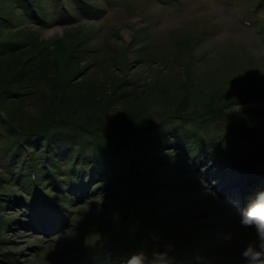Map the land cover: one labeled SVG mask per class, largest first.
Returning <instances> with one entry per match:
<instances>
[{"label":"rangeland","instance_id":"1","mask_svg":"<svg viewBox=\"0 0 264 264\" xmlns=\"http://www.w3.org/2000/svg\"><path fill=\"white\" fill-rule=\"evenodd\" d=\"M38 1L45 2L44 8L48 13L49 11L52 14L56 12L55 7H53V0ZM92 1L101 5V12H103L98 19H94L84 28L77 27L84 32L87 30L85 34H87L86 39H88V42L85 41L84 45L89 51L86 55H81V59L77 57L73 60V71L70 73V78H73L74 73L78 71L89 69L82 73L81 79H77L78 85L92 81L105 83V81L109 82L111 79H121V76L131 80V83H128L123 90H110V93L116 91L119 95L125 96H120L123 101L126 97L130 98V101H135V97L139 96L135 102L128 103L132 104L131 112L125 110L126 115L120 122V117L115 116V118H112V123H117L118 128L124 124L143 130L142 126L145 122L147 126H150L153 123L166 120L169 115L170 117L173 115L175 109L179 111L178 108L182 103L185 105L184 108L201 110L202 106L198 102L205 98V94L207 96V94L216 90L217 93L223 91L221 94H225L224 92H229V95L236 94L235 96L241 94L239 102L234 103V105L226 104V99L219 98L216 100V105L221 107L222 114H225L222 118L224 116L230 118V120L236 118L237 120L234 121L238 122L237 127H241V120L244 122L252 117L248 112L250 111L253 112V116H259L261 131L264 130V44L260 41L262 37L258 36L248 25L238 20L240 12H246L245 14L254 12L252 4L248 3V0H185V7L182 11L161 7L154 0H131L133 7L128 11L115 6L114 3L111 4L112 0ZM113 1L121 3L120 0ZM12 2H16V0L4 1L5 4H11ZM1 5L3 4L1 3ZM67 5L68 8L61 11V17L59 13L57 15L53 14V19L49 25L35 19H32V22L29 20L31 24L19 18L15 19L14 26L8 31L1 32L0 41L14 38L17 29H31L29 30L30 33L31 31L36 33L34 38L37 37L50 43L55 41L54 39L60 38L62 40L61 45L71 49V46L76 45L75 43H77L81 34L77 36L76 33H80L77 32L78 29L70 28L68 24L81 22V20H66L68 9L79 10L75 1H67ZM257 8V11L255 10L257 16L264 19L263 3ZM90 16L93 15L83 14L81 18L84 20L82 22H87V19H91ZM21 17L25 19L23 16ZM60 18L65 21L60 23ZM261 23L259 26H261ZM29 25L34 29L28 28ZM205 31L215 33H210L208 36L202 35ZM26 38H28V35L23 36L22 43L26 42ZM133 38H136V40L132 41ZM178 38L191 39L192 49L186 41L184 44L178 41ZM198 38L200 40L196 42ZM14 43H17V41H14ZM109 45L111 49L109 48L108 51ZM112 52L119 59L128 57L130 64L127 66V72L120 67V64L117 65L118 62L110 58ZM146 58L148 60L156 58L158 63H149L150 61H145ZM83 78L85 80L82 82ZM124 90L126 91L122 94ZM175 90H184L179 98L181 101L172 105L169 109L170 113L165 115L164 111L169 108L171 102L169 100L166 103V99H172L168 92L172 93ZM159 94L166 95L159 98ZM78 97L81 99V95ZM116 97L115 99H117ZM80 99L74 100L71 97L63 102L61 98L60 117H76L69 114V110L78 103L81 105L79 106L81 111L78 116L84 118L87 113H90L89 110L96 109L99 104L95 100L90 101V99L85 98L83 101L90 102L86 109L83 108ZM122 100L116 101L120 106L113 110L112 116L126 108L124 106L125 101L120 103ZM234 113L235 115H233ZM187 120L190 121L189 118ZM174 121L176 119H172V122ZM253 121L257 122V120ZM206 126L210 128H203V133L215 135L216 132H219L221 136L224 135L219 123L209 122ZM133 128H129L128 138L126 139L129 141L130 146L141 147L140 151L132 152L131 155L138 162L136 165L137 172L134 173L130 172L133 165L127 151L130 146L127 145L125 140L124 142L122 140L115 141L114 139L118 135L115 132H111L107 136V140L115 143L110 146L118 150L119 156L116 157V164L112 168L113 171H116L114 174H110L111 177L115 178L113 185L102 190L107 193L105 199H99L97 193L92 194L94 185L86 188L79 184V187L75 190L76 194L65 183L60 188L61 192L58 189H53L54 195H59V197L57 196L59 199L68 201L72 207L77 209L71 211V216L68 217L66 222L56 220L53 223H48L46 220L41 219L45 224L47 222L48 225L51 224L54 227H59L62 223L63 227L61 229L46 234L29 228L27 226L29 223H37L35 213L32 215V211H26L25 206L19 205L17 202L6 203L7 198L4 195L0 196V205H5V207H2L3 215L11 218L9 222H0V229H2L0 231V264H11L9 262L11 258L14 264H66L61 254L74 250V246L71 247L69 240L71 237H83L78 234L82 226H76L78 220L75 215L79 213L83 223H86L88 216L91 217L92 221L89 223L92 226L96 222L105 223L106 221L110 227L115 225L116 221L124 215V210L118 205L113 211L117 219L112 222L110 221V206L118 203L123 197L124 191L129 187L131 188V186L134 188L133 192H142L141 195L136 196L139 199L140 206L155 205V215L157 214L160 220L169 224L167 234L176 239L175 251L172 253L176 259V264H183V249L187 248L189 237L208 240L213 244L215 250L206 252L202 247L193 246V252H189L188 256L184 257L186 264H221L222 262H224L223 264H246L241 252L247 243L242 242L255 240V233L251 228L240 226L239 218L235 214L231 203L232 201H238L241 207L245 205L240 185L232 187L231 190L228 189V193L221 189L227 180L228 184L235 180L241 184L242 181L237 180L238 177L235 172L233 173L235 175L233 180L226 174L219 188L217 183L221 182V179L212 178L210 170L215 168L214 173H218V170H221V165L224 164V160H227L225 164L228 166L234 165L246 168L249 178L246 190H249L251 185L250 172L261 179L263 178L264 181L262 161L264 143L259 145L257 140L246 133L229 132L227 133L226 144L224 139L221 157H216L218 156V153H216L214 155L215 161L203 159V161L197 160L194 163L187 158L183 151H176L177 149L163 147L162 150L164 151L162 153L148 150L144 142H139L140 138L137 137L138 134L144 133V130L138 132L135 129V132H133ZM66 131L74 132V135L76 132L72 129ZM8 132L5 127L0 126V133L7 135ZM146 133L148 134L147 137L157 136L156 132L149 129ZM103 134L108 135L107 132H103ZM0 143H2L1 140ZM165 153H170L173 157L176 153H179L182 161L178 164L167 165L164 163L166 166L163 168L153 166L152 161L157 156H162V158L168 160L170 156L165 155ZM5 160L0 153V166L4 164ZM64 171L59 174L61 180L65 182L66 173ZM1 173H4V171L0 167ZM139 173L152 176L156 182L189 181L190 187L186 189L190 194L179 192L175 189V186L168 187L167 184H164V187L151 188L145 186L144 189H141L143 187H139L137 182L130 177V175L137 176ZM3 175L4 181L0 184L3 186L10 184L8 189L15 191L18 196H23L24 194L21 193L22 187H16L15 176L5 173ZM245 177L246 175H243L242 178ZM100 180L97 179L96 181ZM234 188L235 190H233ZM257 189L261 188L258 187ZM78 192L80 193L78 194ZM254 195L255 192L250 197ZM26 202L28 203L25 199V204ZM83 208H86L85 212H83ZM38 214L40 217L51 216L43 215L41 212ZM132 215L134 214L130 212L125 216L126 220L123 222L122 227L126 232L135 233L137 225L133 224ZM155 215L151 219V223L154 222ZM199 216L202 219L201 221L181 227V224L187 222L191 217ZM88 221L90 220L88 219ZM234 221L236 224L232 223ZM206 222L208 226H202L201 229L196 228L198 223L203 224ZM96 226L98 227L97 224ZM151 227L154 228L152 233L154 234L153 237H156L155 240L160 239L164 242H170L155 226L152 225ZM133 228L135 231H132ZM229 233L231 239L225 240L223 236ZM131 242L135 248L147 249L149 254L153 251V246L145 245L140 239H132ZM231 245L233 246L231 247ZM163 247V245H160L157 249ZM104 248L105 245L101 249ZM6 255L8 256L4 257ZM52 255L54 258L51 260L50 256Z\"/></svg>","mask_w":264,"mask_h":264},{"label":"trees","instance_id":"2","mask_svg":"<svg viewBox=\"0 0 264 264\" xmlns=\"http://www.w3.org/2000/svg\"><path fill=\"white\" fill-rule=\"evenodd\" d=\"M1 2L2 0H0V39L1 32L8 31L15 25V19L25 20L14 7L4 2L1 5ZM29 30L31 29H17L14 38L0 41V113L6 116V120L0 118V121L9 125L12 140L16 139L12 147L20 149L22 144L29 146V138L42 139L47 134L61 131V127H74L88 133L92 131L97 133L103 129L109 131L106 121L109 118L107 112L110 108L112 109V105L116 104L114 97L110 95V90H116L118 81H105V83L92 81L78 85L77 79L85 70L74 73L73 78H70V73L73 71V60L80 58L87 50L81 46L82 41L79 39L75 46L67 49L70 47L62 46L60 38L50 43L34 38L35 31L30 33ZM24 35H28V38L24 39L27 43L22 44ZM63 65L66 66L62 67ZM84 80L83 78L81 81ZM80 95L81 99L78 97ZM71 97L74 100L80 99L83 108H88L90 103L83 101L85 98L90 101L95 100L99 104L96 109L89 110L90 113H87L84 118L78 116L81 111L79 107L81 105L78 103L69 110V114L76 117H60L61 98L63 102H66ZM214 97L215 95H212L211 99L213 100ZM128 109L119 111L117 116L120 117L119 121L125 117V110L131 112ZM123 128L129 130L132 127L123 126ZM124 130H117L116 133L126 134L127 131ZM144 134L147 136L145 130ZM48 147L51 148L52 143H48ZM70 152L71 149H66L63 154ZM56 154H58L56 151L48 152L46 159L54 161ZM17 162L18 160L14 159L12 164Z\"/></svg>","mask_w":264,"mask_h":264},{"label":"clouds","instance_id":"3","mask_svg":"<svg viewBox=\"0 0 264 264\" xmlns=\"http://www.w3.org/2000/svg\"><path fill=\"white\" fill-rule=\"evenodd\" d=\"M231 203L240 226L251 228L255 233V240L249 241L242 250V258L246 264H264V190L255 193L243 207L238 201ZM223 238L231 239V234H226ZM174 251L175 245L171 242H166L162 249H155L151 254L147 249L141 248L127 254L122 258L121 264H176L172 255Z\"/></svg>","mask_w":264,"mask_h":264},{"label":"bare ground","instance_id":"4","mask_svg":"<svg viewBox=\"0 0 264 264\" xmlns=\"http://www.w3.org/2000/svg\"><path fill=\"white\" fill-rule=\"evenodd\" d=\"M239 170H241V166H238L237 167V172L239 171ZM241 171H243V170H241ZM218 176H222L224 173H223V171L221 172V171H218ZM232 185L233 186H239L240 185V183H238L236 180L235 181H233V183H232ZM244 188V185L242 186V189ZM222 189H224V187L222 188ZM224 191L225 192H229V190H228V187H226L225 189H224ZM245 192V191H244Z\"/></svg>","mask_w":264,"mask_h":264}]
</instances>
